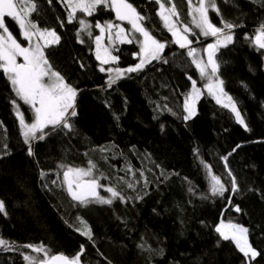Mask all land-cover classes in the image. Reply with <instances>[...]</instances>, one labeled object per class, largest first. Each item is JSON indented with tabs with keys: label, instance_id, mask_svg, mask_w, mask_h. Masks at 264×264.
<instances>
[{
	"label": "trees",
	"instance_id": "obj_1",
	"mask_svg": "<svg viewBox=\"0 0 264 264\" xmlns=\"http://www.w3.org/2000/svg\"><path fill=\"white\" fill-rule=\"evenodd\" d=\"M27 1L29 23L58 37L44 47V59L75 101L67 127L26 143L17 111L27 123L34 113L0 59V264H25L38 248L47 252L43 261L62 254L78 264H264V49L256 42L264 34V0H212L208 12L210 24L232 37L213 61L242 123L203 90L192 48L173 42L157 1L123 0L151 37L170 45L115 81L101 70L93 37L79 39L84 17L91 25L115 22L108 0L87 16L64 0ZM160 1L179 25L190 24L188 0ZM2 21L24 46L16 22ZM113 55L106 67H133L139 44H118ZM193 82L202 96L188 116ZM61 167L91 168L117 197L106 205L74 201ZM209 176L221 193L210 192ZM224 221L245 228L254 257L220 236Z\"/></svg>",
	"mask_w": 264,
	"mask_h": 264
},
{
	"label": "rangeland",
	"instance_id": "obj_2",
	"mask_svg": "<svg viewBox=\"0 0 264 264\" xmlns=\"http://www.w3.org/2000/svg\"><path fill=\"white\" fill-rule=\"evenodd\" d=\"M72 13L80 11L85 16L91 14L94 8L106 0H64ZM115 16V22L91 25L85 17L80 20L79 39L93 37L94 53L101 64V70L108 75L109 81H115L127 76L131 72L145 68L153 60L158 59L164 48L169 46L167 41L156 40L144 30L141 19L136 11L123 0H108ZM159 15L164 27L170 33L173 42L181 48H192V61L197 68L203 83V90L218 104L225 106L233 112L237 121L242 123L234 103L224 94L221 83L217 78V65L210 66L205 57V50L213 46L215 50L230 44L232 37L224 30L214 28L208 20L209 10H214L212 0H188L190 24L181 26L177 23L172 7H167L160 0ZM30 7V8H29ZM32 3L27 0H0V59L2 67L18 97L27 103L33 113L34 120L27 123L21 112L17 111L23 139L30 143L37 136L44 134L49 128L63 125L67 127L68 115L74 107L75 92L67 87L57 74L52 72L47 65L43 49L58 41L57 35L52 31H43L36 28L28 21V13L32 10ZM12 18L18 25L21 36L25 41L20 46L3 26V17ZM196 40L209 39L205 46L193 45ZM260 46L264 49V34L258 32ZM137 42L140 56L137 65L126 69L106 67L115 61L114 47L118 44ZM213 58V56H212ZM264 62V59H263ZM24 64L31 68L30 87L33 94L28 100L22 93L20 77L17 67ZM202 96V90L193 82L192 90L186 100V112L193 116L196 103ZM60 178L64 189L70 196L77 193L80 188L89 186L93 193L89 199H84L82 204H110L117 194L101 184V179L91 168H60ZM209 188L212 194L221 193L220 184L209 176ZM1 208V206H0ZM217 231L221 237L230 239L239 251L246 257L255 256V251L250 247L245 228L234 221L221 222ZM88 235V230L84 231ZM4 242L0 240V247ZM47 252L42 249H33L25 255V264H38L45 258Z\"/></svg>",
	"mask_w": 264,
	"mask_h": 264
},
{
	"label": "water",
	"instance_id": "obj_3",
	"mask_svg": "<svg viewBox=\"0 0 264 264\" xmlns=\"http://www.w3.org/2000/svg\"><path fill=\"white\" fill-rule=\"evenodd\" d=\"M256 42H257V45H260L259 38H257ZM214 52H215V48L213 46H209L205 50V57L210 66L214 65V61L212 58ZM17 72L20 77V87H21L22 93L25 95V97L28 100H32L33 94H32L31 87H30L31 68L24 64H20L17 67ZM92 193H93V189L91 187L89 186L82 187L79 189L77 193L72 195V199L76 202H79L83 199L91 197ZM38 264H78V263L72 260H69L65 255L55 254V255H52L46 262H42Z\"/></svg>",
	"mask_w": 264,
	"mask_h": 264
},
{
	"label": "bare ground",
	"instance_id": "obj_4",
	"mask_svg": "<svg viewBox=\"0 0 264 264\" xmlns=\"http://www.w3.org/2000/svg\"><path fill=\"white\" fill-rule=\"evenodd\" d=\"M84 200V199H83ZM42 262H46V261H42ZM42 262H39V263H42Z\"/></svg>",
	"mask_w": 264,
	"mask_h": 264
},
{
	"label": "flooded vegetation",
	"instance_id": "obj_5",
	"mask_svg": "<svg viewBox=\"0 0 264 264\" xmlns=\"http://www.w3.org/2000/svg\"><path fill=\"white\" fill-rule=\"evenodd\" d=\"M90 198V197H89ZM89 198H86V199H89Z\"/></svg>",
	"mask_w": 264,
	"mask_h": 264
}]
</instances>
